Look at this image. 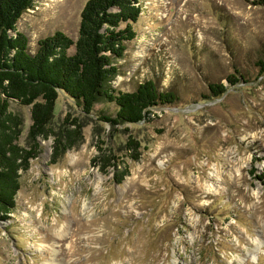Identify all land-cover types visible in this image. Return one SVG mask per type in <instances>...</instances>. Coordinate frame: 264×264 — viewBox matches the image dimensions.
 Listing matches in <instances>:
<instances>
[{
	"label": "rangeland",
	"instance_id": "obj_1",
	"mask_svg": "<svg viewBox=\"0 0 264 264\" xmlns=\"http://www.w3.org/2000/svg\"><path fill=\"white\" fill-rule=\"evenodd\" d=\"M85 1L35 0L16 26L30 51L55 30L75 39ZM139 4L136 36L111 85L132 91L151 79L178 100L116 132L59 93L50 127L69 115L81 138L55 163L53 137L39 139L16 209L0 224V264H264V185L255 176L264 179L263 10L251 0ZM228 75L244 82L232 86ZM211 83L226 92L202 99ZM10 108L23 119L26 145L29 106ZM94 111L113 113L114 104ZM128 135L141 145L136 161ZM100 149L129 164L120 184L111 168L100 170Z\"/></svg>",
	"mask_w": 264,
	"mask_h": 264
},
{
	"label": "trees",
	"instance_id": "obj_2",
	"mask_svg": "<svg viewBox=\"0 0 264 264\" xmlns=\"http://www.w3.org/2000/svg\"><path fill=\"white\" fill-rule=\"evenodd\" d=\"M34 1L0 0V224L8 221L16 209L20 175L37 157L39 139L53 137L50 162L55 163L81 138L82 125L75 118L70 120L69 115L57 131L50 127L59 93L83 113L95 112L99 121L116 132L122 127L149 122L152 110L178 100L173 91H159L151 79L132 91L111 85L119 73L116 60L124 56L126 43L136 36L134 25L141 13L139 0H86L75 39L55 30L39 38L31 52L28 38L16 26ZM251 3L260 6L264 13V0ZM256 66L259 76L264 74V54ZM227 80L232 86L244 82L241 75H228ZM226 90L223 83H211L209 95L202 99L218 98ZM12 101L29 106L31 122L26 145L20 143L23 119L11 110ZM102 101L113 103L114 112L94 111V105ZM140 147V142L128 135L125 149L129 160L140 158ZM102 151L97 156L101 160L100 170L111 168L113 181L120 184L129 174V164L111 149L107 153ZM255 176L264 185L263 175Z\"/></svg>",
	"mask_w": 264,
	"mask_h": 264
}]
</instances>
